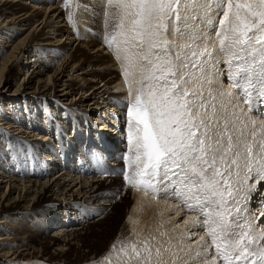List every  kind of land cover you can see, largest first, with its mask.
Returning <instances> with one entry per match:
<instances>
[{
    "label": "bare ground",
    "instance_id": "bare-ground-1",
    "mask_svg": "<svg viewBox=\"0 0 264 264\" xmlns=\"http://www.w3.org/2000/svg\"><path fill=\"white\" fill-rule=\"evenodd\" d=\"M215 9L209 0L207 9L186 20L182 13L178 33L169 21L168 39L213 49L211 57L203 58V75L211 81L204 84L205 99L211 89L218 101L230 100L236 126L247 124L250 131L249 120L264 122L259 114L264 113V86L255 82L250 104L233 87L229 65L215 43ZM109 12L108 0H0V264H141L132 244L142 258L145 247L151 250V264H205L195 258L203 250L201 238L210 243L203 217L186 207L170 182L155 191L135 190L127 181L124 189L113 185L117 159L123 165L128 155L123 111L129 102L123 105L120 98L129 97V89L122 62L106 39L113 31ZM90 29L104 40L91 37ZM68 45L75 51L69 53ZM179 50H172L173 57ZM22 71H27L22 82L9 92ZM32 83L36 88L30 98ZM85 172L86 178L80 177ZM100 178L112 182L105 186ZM236 187L243 218L264 232V178L242 171ZM129 203L115 248H105L104 237L94 232L96 218ZM209 251L210 260L215 252Z\"/></svg>",
    "mask_w": 264,
    "mask_h": 264
},
{
    "label": "snow or ice",
    "instance_id": "snow-or-ice-1",
    "mask_svg": "<svg viewBox=\"0 0 264 264\" xmlns=\"http://www.w3.org/2000/svg\"><path fill=\"white\" fill-rule=\"evenodd\" d=\"M211 3L219 25L213 29L215 43L229 65L233 86L250 104L255 82L264 86V0ZM108 5L113 31L106 39L122 62L130 98L125 157L130 171L125 180L145 191L170 182L186 207L199 211L210 243L202 237L203 250L195 258L205 264H264V232L243 218L236 197L242 171L264 178V122L249 120L251 130H245L247 124L240 129L230 100L218 101L211 89L205 99L204 84L211 81L203 75V58L211 57L213 49L207 44L176 45L167 35L169 21L173 33L180 32L176 25L181 14L186 20L190 13L207 9L209 0H108ZM136 69L139 80H134ZM189 84L199 88L189 89ZM126 248L121 247L125 255ZM210 249L215 255L209 260ZM143 251L144 258L131 245L141 264H151V250Z\"/></svg>",
    "mask_w": 264,
    "mask_h": 264
},
{
    "label": "rangeland",
    "instance_id": "rangeland-1",
    "mask_svg": "<svg viewBox=\"0 0 264 264\" xmlns=\"http://www.w3.org/2000/svg\"><path fill=\"white\" fill-rule=\"evenodd\" d=\"M36 24V23H35ZM95 30L94 29H90V31H89V35H91V34H93L91 37H96V38H98V40H104V38H103V36H101V35H99V34H95V33H93ZM89 35H87V36H83V37H88ZM77 36H80V35H78L77 34ZM82 36V35H81ZM101 38V39H100ZM67 43V42H66ZM67 45V44H66ZM68 49H69V53H71V51L72 52H74L75 51V49H76V46H69L68 45ZM23 56H25V57H23V58H27L28 59V55H26V54H23ZM28 61H30V59H28ZM27 71H22L21 72V74L18 76V78L15 80V82L13 83V84H11V86H9L8 87V91L10 92L11 90H13L14 89V87L16 86V85H18V83L20 84L22 81H20V82H18V80L20 79V77L21 76H23L25 73H26ZM112 72V74L110 75V76H117L116 74H115V72L114 71H111ZM51 72H50V70H48V72L46 73V74H50ZM114 73V74H113ZM35 84H33L32 83V85H31V88L32 89H29V90H31L30 91V95L28 94V97H33L34 96V94H33V92H34V88H36L35 86H34ZM234 87V86H233ZM235 88V90L236 91H240L241 92V89H239V88H237V87H234ZM28 90V91H29ZM32 94V95H31ZM58 95V94H57ZM126 95L127 94H125L123 97H121L120 98V100L123 102V105H125L126 103H130V99L128 100V98L129 97H126ZM127 99V100H125L124 101V99ZM123 99V100H122ZM128 103V104H129ZM128 106V105H127ZM127 111H128V107L126 108V110L125 111H123V114L125 113V117H124V119H125V129H126V131H125V133H126V135H127V137H128V118L126 117L127 116ZM98 119V118H97ZM93 123H95V122H93ZM104 130H102V132H103ZM126 143H127V141H126ZM84 152H85V150H84ZM83 159H84V161H85V163H87L88 164V157H86V156H83ZM124 159V158H123ZM117 161H118V166L117 167H115V169H117V173L115 174V175H113L112 176V179L115 177V179H117V177H118V180H117V182H115V181H113V185H116L117 187L118 186H120V187H122V189H124V186H122L121 184H123V185H125L126 184V180H125V174H127L130 170H129V168L127 167V169L128 170H126L124 167H125V164H126V159H124V163H123V165L121 164V162L117 159ZM108 163V165L110 164V166H111V163H109V162H107ZM89 165V164H88ZM112 168H114V167H111V169ZM121 169V170H120ZM91 170V169H90ZM126 171H128V172H126ZM126 172V173H125ZM121 175H120V174ZM86 174L88 175L89 174V172H85L84 173V176H83V173L80 175V177H83V178H86L85 176H86ZM94 179V178H93ZM112 179H110V181H109V179L108 180H102V178H100V179H98V180H102V183H104V182H106L107 184H110V182H112ZM114 183H116V184H114ZM105 184V183H104ZM105 186H106V184H105ZM111 186L112 185H108V187H105L104 189L105 190H108L109 188H111ZM134 189L135 190H138L139 188L138 187H134ZM260 190V189H259ZM121 191H123V190H121ZM134 190L132 189V192H130V194H128V196H127V199H130V200H132L133 199V195H134ZM261 193H264V191H262ZM260 193V194H261ZM259 194V195H260ZM259 195L256 197V198H258L259 197ZM254 200H255V198H254ZM131 208H132V204L131 203H129L128 204V206H125V207H113V208H110V209H108V211L106 212V213H104V214H101L100 216H98V218H96V221H100V222H96L95 223V225H94V232L96 231V233H99V235H102L104 238H103V240H104V243H105V248H110L112 245H114V243H115V239L118 237V235H119V232H120V230L122 229V226H124V224L126 223V221H127V216L130 214V210H131ZM99 215V214H98ZM264 223V222H263ZM52 235L53 234V230L52 231H50L49 233H48V235Z\"/></svg>",
    "mask_w": 264,
    "mask_h": 264
}]
</instances>
